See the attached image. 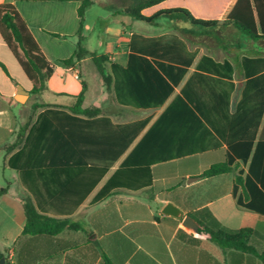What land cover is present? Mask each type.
Returning a JSON list of instances; mask_svg holds the SVG:
<instances>
[{"label":"crops","instance_id":"obj_1","mask_svg":"<svg viewBox=\"0 0 264 264\" xmlns=\"http://www.w3.org/2000/svg\"><path fill=\"white\" fill-rule=\"evenodd\" d=\"M235 1L165 0L141 12L151 16L160 10L183 9L197 19L217 20L216 25L204 27L181 13L145 22L124 12L130 0H92L84 12L81 43L89 53L107 56L105 70L111 82L105 86L96 71L90 86L85 69L92 62L89 57L71 66L61 63L76 50L80 0H0V5L14 6L53 70L46 89L32 94V84L0 36L4 260L264 264L259 258L264 254V216L236 205V197L244 195L241 184L233 195L235 177H245L249 161L236 159L230 172L200 178L210 165L226 159L232 144L264 141V38L252 40L226 21ZM95 6L111 14L97 18L102 25L99 32L88 20ZM90 44L102 48L100 53L88 49ZM82 83V108L98 109L99 117L108 118L127 138L126 149L110 166L88 160L85 145L72 146L56 132L53 112L69 113ZM166 86L172 91L159 105L124 103L139 95L145 100ZM45 110L52 113L42 118ZM122 167L125 185L104 191ZM190 178L198 180L188 184ZM24 195L39 213L67 219L77 228L54 237L22 235ZM168 202L183 215L206 208L223 227L251 229L255 253L221 248L206 235L183 228L180 219L160 213Z\"/></svg>","mask_w":264,"mask_h":264},{"label":"trees","instance_id":"obj_2","mask_svg":"<svg viewBox=\"0 0 264 264\" xmlns=\"http://www.w3.org/2000/svg\"><path fill=\"white\" fill-rule=\"evenodd\" d=\"M162 1L165 0H130L126 4L124 12L135 19L145 22H152L161 15L181 13L194 24L204 27L216 25L217 20L197 19L183 9L160 10L151 16L142 15L141 12L144 9L156 6ZM91 4L92 0H80V5L77 8L79 39L76 44V50L70 58L62 60L61 63L71 66L76 61L89 57L104 85L109 86L111 76L105 70V64L108 61L107 56H96L93 53H89L81 43L80 34L83 30L84 12ZM226 21L231 22L252 40L264 38V0H236L226 17ZM0 36L18 62L23 74L32 84L31 93L39 94L45 90L53 70L45 60L26 24L14 6L10 4L0 5ZM0 66L3 67L1 64ZM84 91L85 85L82 83L81 93L75 97V103L67 109L69 113L63 111L53 112L56 132L64 136L72 146L85 145L87 147L85 154L88 160L94 162L98 159L103 161L106 166H110L126 149L128 145L127 138L122 134L123 131L121 129H117L116 126L111 124L108 118L99 117L100 111L98 109L82 108ZM171 91L172 88L166 86L163 92L159 94L158 92H152L149 94V98L145 100H142L141 95H139L138 98L134 97L131 100L124 101V103L134 106L159 105L163 103ZM39 107L42 106L40 105ZM198 111L209 125L218 131L217 126L209 121L207 115L203 114L201 110ZM47 113H52V111L45 110L42 113V118H46ZM25 127L27 125L22 127V132ZM111 134H117L118 137L111 138ZM101 144L102 147L96 151L95 147L101 146ZM229 149L230 153H228L226 159L210 165L201 174L200 178H211L230 172L236 159L245 163L249 161L245 177L242 178L239 174L235 177L236 185L234 186L233 195L235 197L237 185L241 184L244 195L236 197V205L264 216V141H258L255 145L251 141L237 142L232 144ZM124 176L125 167L116 170L107 181L104 191L112 187L125 185L122 181ZM5 191L4 188L0 189V197ZM20 200L25 217L22 235L54 237L63 230H75L77 228L76 224L67 219H57L39 213L27 195L22 196ZM187 215L208 231L204 238L217 246L240 252L255 253L251 245V237L253 235L251 229L234 230L223 227L206 208L190 211ZM1 258H4L2 252H0ZM259 258L264 263V254L259 255ZM105 263L110 264L107 260H105ZM3 264L14 263L4 260Z\"/></svg>","mask_w":264,"mask_h":264},{"label":"water","instance_id":"obj_3","mask_svg":"<svg viewBox=\"0 0 264 264\" xmlns=\"http://www.w3.org/2000/svg\"><path fill=\"white\" fill-rule=\"evenodd\" d=\"M196 180H198V178H190L187 180V183H193ZM160 213L162 215L165 216H171L174 217L176 219H180L181 220V226L183 228H186L190 231H192L194 234L199 235V236H204L208 234V231L206 229H204L201 225H199L194 219H192L190 216L188 215H183L182 210H180L177 206H175L174 204L168 202L166 203L161 209H160ZM4 263V258L0 259V264Z\"/></svg>","mask_w":264,"mask_h":264},{"label":"rangeland","instance_id":"obj_4","mask_svg":"<svg viewBox=\"0 0 264 264\" xmlns=\"http://www.w3.org/2000/svg\"><path fill=\"white\" fill-rule=\"evenodd\" d=\"M91 10L92 11H91V13L89 15L88 20L94 26L95 32H99L101 30V26L102 25L99 22L96 21L97 18L107 19V18L110 17L111 14L106 9L99 8L98 6L93 7V9H91ZM87 47H88V49H90L91 51H95L96 53H100V51L102 50V48H100V50H99L98 46H96V45H91L90 44ZM85 69L89 73V76L87 77L88 84L90 86H94V83H95V80H96V77L98 76V74H97V72L95 70V67L92 64V62L87 63L85 65Z\"/></svg>","mask_w":264,"mask_h":264}]
</instances>
